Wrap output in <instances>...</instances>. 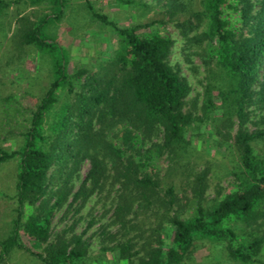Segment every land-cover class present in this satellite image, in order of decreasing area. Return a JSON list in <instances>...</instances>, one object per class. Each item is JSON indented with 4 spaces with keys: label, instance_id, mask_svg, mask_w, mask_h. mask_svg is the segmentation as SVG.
Wrapping results in <instances>:
<instances>
[{
    "label": "trees",
    "instance_id": "16d2710c",
    "mask_svg": "<svg viewBox=\"0 0 264 264\" xmlns=\"http://www.w3.org/2000/svg\"><path fill=\"white\" fill-rule=\"evenodd\" d=\"M20 1L25 0H0V18ZM29 1L53 8L21 35L23 45L49 56L53 77L20 148L0 147V165L18 162L17 216L8 237L0 241V264L16 251L44 264H88L90 242L84 235L70 234L73 228L54 235L55 212L71 198L66 214L76 203L79 212L96 194H111L109 187L118 184L117 218L136 204L160 203L164 210L146 256L135 259L133 245L120 244L118 264H186L199 240L225 243L233 261L256 264L264 237L245 228L264 221V115L257 124L263 127L251 131L248 124L253 122V106L264 112V0H201V9L177 24L189 46L209 43L205 64H215L222 74V88L207 89L203 117L186 111L192 85L170 63L175 41L165 21L121 27L89 4L93 17L117 33L118 48L107 66L71 72L68 50L48 33L51 24L63 19L69 0ZM115 1L127 7L139 4ZM221 110L227 120L238 119L227 148L234 187L206 205L209 173H198L192 184L195 207L186 214L174 187L168 188L167 199L161 197L153 150L145 151V144L162 134L163 142L153 147L175 154L189 144L194 123H206ZM86 161L91 169L74 193Z\"/></svg>",
    "mask_w": 264,
    "mask_h": 264
},
{
    "label": "rangeland",
    "instance_id": "374dc122",
    "mask_svg": "<svg viewBox=\"0 0 264 264\" xmlns=\"http://www.w3.org/2000/svg\"><path fill=\"white\" fill-rule=\"evenodd\" d=\"M137 1L138 5L127 7L115 0H69L63 19L51 24L48 33L68 50L71 72L80 68L93 72L108 65L118 48L119 39L114 30L93 17L89 4L121 27L165 21V27L175 41L170 63L192 85L186 111L203 117L207 89L222 88V74L215 64H205L209 43L202 47L189 46L177 27L179 22L190 19L193 11L201 9V0ZM52 13L50 5H36L25 0L13 4L0 18V147L6 150H17L22 145V134L53 77L49 56L35 47L23 45L22 32ZM216 100L219 101L218 98ZM251 109L255 112L248 128L255 131L263 127L257 124L264 112L257 110L256 106ZM237 127V117L229 121L221 110L216 111L206 123H194L189 134V144L177 149L175 154L161 153L157 147H153L163 142L162 134L155 137L152 143L145 144V151L153 150V165L156 169L154 178L161 185V197L167 199L168 188L174 187L180 199V209L186 214L193 211L195 200L192 184L195 176L203 171L209 173L206 205L213 204L232 189L235 179L231 174L233 163L227 148L233 143L232 137ZM258 147L263 149L262 145ZM17 167L16 160L0 165V241L8 237L17 216V202L14 198ZM90 169V161L84 162L80 179L75 182L74 193L79 190ZM120 186L109 187L111 194H96L79 212H76L79 208L76 203L66 214L73 198L62 210L55 212L53 234L71 232L73 228L70 234L84 235L91 245L88 264H118L116 247L125 243L133 245L131 253L135 259L146 256L153 243L155 230L162 222L163 213L160 210H163V205L160 203L149 207L148 204H136L132 209L124 211L122 218H117ZM245 231L264 237V221L245 228ZM25 240L29 247L41 252L27 238ZM257 261L256 264H264V249ZM5 264L44 263L25 251H16ZM120 264L129 262L123 261ZM186 264L239 263L229 258L225 243L199 240Z\"/></svg>",
    "mask_w": 264,
    "mask_h": 264
}]
</instances>
